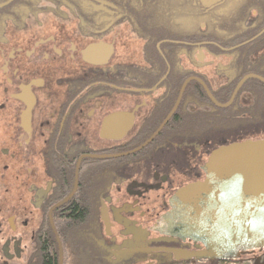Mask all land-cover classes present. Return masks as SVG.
I'll return each instance as SVG.
<instances>
[{"label": "flooded vegetation", "instance_id": "obj_1", "mask_svg": "<svg viewBox=\"0 0 264 264\" xmlns=\"http://www.w3.org/2000/svg\"><path fill=\"white\" fill-rule=\"evenodd\" d=\"M245 140L264 0H0V264L195 263L153 226Z\"/></svg>", "mask_w": 264, "mask_h": 264}, {"label": "water", "instance_id": "obj_2", "mask_svg": "<svg viewBox=\"0 0 264 264\" xmlns=\"http://www.w3.org/2000/svg\"><path fill=\"white\" fill-rule=\"evenodd\" d=\"M203 180L178 190L153 231L198 243L196 251L166 250L178 260L232 262L264 249V140L217 148ZM106 227L107 214L102 210Z\"/></svg>", "mask_w": 264, "mask_h": 264}, {"label": "rangeland", "instance_id": "obj_3", "mask_svg": "<svg viewBox=\"0 0 264 264\" xmlns=\"http://www.w3.org/2000/svg\"><path fill=\"white\" fill-rule=\"evenodd\" d=\"M76 261H77V258H76ZM202 263L204 262L200 261L195 264H202ZM257 263L264 264V256L260 255L258 252H253V253L251 252V253H245L241 255V257L237 261L225 262L222 264H257Z\"/></svg>", "mask_w": 264, "mask_h": 264}, {"label": "trees", "instance_id": "obj_4", "mask_svg": "<svg viewBox=\"0 0 264 264\" xmlns=\"http://www.w3.org/2000/svg\"><path fill=\"white\" fill-rule=\"evenodd\" d=\"M82 213H85L84 209L80 208V209L77 210V216H80V214H82ZM48 243H49L48 240H46V241L43 243V246L46 245L47 250H48ZM47 260H49V259H47ZM195 263H197V262H195ZM195 263H193V264H195ZM166 264H190V263H186V262H180V263H172V262H168V263H166ZM202 264H222V263H221V262L213 261V262H204V263H202Z\"/></svg>", "mask_w": 264, "mask_h": 264}]
</instances>
